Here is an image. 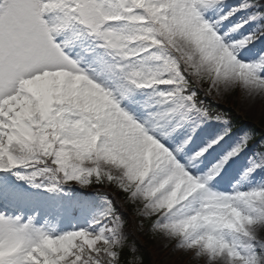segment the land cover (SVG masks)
Segmentation results:
<instances>
[{"label": "snow or ice", "instance_id": "snow-or-ice-1", "mask_svg": "<svg viewBox=\"0 0 264 264\" xmlns=\"http://www.w3.org/2000/svg\"><path fill=\"white\" fill-rule=\"evenodd\" d=\"M264 0H0V264H264Z\"/></svg>", "mask_w": 264, "mask_h": 264}, {"label": "rangeland", "instance_id": "rangeland-1", "mask_svg": "<svg viewBox=\"0 0 264 264\" xmlns=\"http://www.w3.org/2000/svg\"><path fill=\"white\" fill-rule=\"evenodd\" d=\"M227 105L248 122L247 128H256L264 122V101L257 99L255 102L243 100L239 94L232 96ZM129 224L128 233L130 240L143 241L149 251L152 264H174L179 258V254L174 252L173 241L166 240L164 237L155 236L145 227L146 223L140 224L139 218L132 215L131 207H128Z\"/></svg>", "mask_w": 264, "mask_h": 264}, {"label": "trees", "instance_id": "trees-1", "mask_svg": "<svg viewBox=\"0 0 264 264\" xmlns=\"http://www.w3.org/2000/svg\"><path fill=\"white\" fill-rule=\"evenodd\" d=\"M146 224H147V222H146ZM147 228H148V224H147ZM138 249H139V252L145 257L147 264H152V258L150 256V254L148 252H146V250H144V248L140 244H138Z\"/></svg>", "mask_w": 264, "mask_h": 264}]
</instances>
